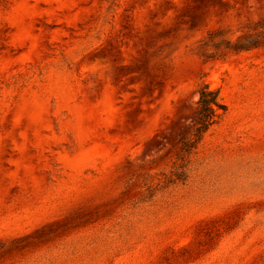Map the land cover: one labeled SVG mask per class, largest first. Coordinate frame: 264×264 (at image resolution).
I'll return each instance as SVG.
<instances>
[{"label": "rangeland", "instance_id": "rangeland-1", "mask_svg": "<svg viewBox=\"0 0 264 264\" xmlns=\"http://www.w3.org/2000/svg\"><path fill=\"white\" fill-rule=\"evenodd\" d=\"M0 264H264V0H0Z\"/></svg>", "mask_w": 264, "mask_h": 264}, {"label": "trees", "instance_id": "trees-1", "mask_svg": "<svg viewBox=\"0 0 264 264\" xmlns=\"http://www.w3.org/2000/svg\"><path fill=\"white\" fill-rule=\"evenodd\" d=\"M225 109L218 90L203 83L197 90L196 113L186 149H190L201 140L203 134L217 122Z\"/></svg>", "mask_w": 264, "mask_h": 264}]
</instances>
